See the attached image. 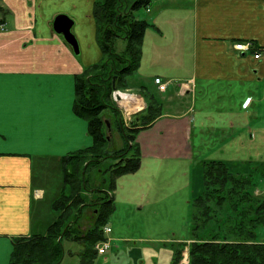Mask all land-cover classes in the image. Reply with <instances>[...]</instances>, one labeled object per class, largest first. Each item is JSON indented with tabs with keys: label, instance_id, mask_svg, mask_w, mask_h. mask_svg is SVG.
<instances>
[{
	"label": "crops",
	"instance_id": "obj_1",
	"mask_svg": "<svg viewBox=\"0 0 264 264\" xmlns=\"http://www.w3.org/2000/svg\"><path fill=\"white\" fill-rule=\"evenodd\" d=\"M96 1L0 0V264H11L19 239L50 233L59 215L54 205L68 192L64 157L94 143L88 121L74 106L76 76L103 59ZM154 1L153 10H147L153 14L145 19L149 26L138 66L124 76L121 90L134 95L131 102L145 105L134 116L135 124L147 123L138 127L134 140L139 171H152L145 168L150 161L163 174L176 169L172 173L182 178L193 200L203 192L205 161L224 162L232 172L243 168L234 165L237 159L255 167L264 164V52L257 60L252 51L235 48L251 42L264 49V0ZM59 15L74 21L78 54L54 31ZM182 46L189 52L185 57ZM127 47V41H115V51L129 62ZM155 78L168 83L165 92L157 89ZM150 112L157 116L150 119ZM107 130L112 132L108 149L120 150L112 134L116 130L124 140L121 133L115 125ZM125 146L124 140L121 149ZM126 176L115 180L123 194L128 192ZM111 183V178L96 181L82 191L86 202V196L92 199L85 204L92 207L104 195L94 185ZM108 191L115 206L117 196ZM94 214L96 223L97 208ZM188 219L183 235L171 240L116 233L108 224L111 232L102 228L101 241L110 240L111 247L103 255L95 248L92 258H101L98 264H172L175 246L166 243L186 242Z\"/></svg>",
	"mask_w": 264,
	"mask_h": 264
},
{
	"label": "trees",
	"instance_id": "obj_2",
	"mask_svg": "<svg viewBox=\"0 0 264 264\" xmlns=\"http://www.w3.org/2000/svg\"><path fill=\"white\" fill-rule=\"evenodd\" d=\"M153 1L97 0L95 2L94 17L100 34V46L103 54L109 56L105 57L101 66H93L76 76L74 106L75 113L88 121L89 132L94 143L91 147L64 157L66 185L70 191L69 193L64 191L54 205L59 213L58 219L51 226L47 236L36 235L16 241L11 264H61L64 247L57 240L60 236L63 240L70 234H77L72 229L73 222L79 218L80 208L86 202L81 192L88 190L87 173L100 166L101 158L118 159L110 169L113 172L112 175L117 177L139 171L142 161L138 145L134 143L137 134L135 130H138V127H134L135 123L131 128L124 126L112 98L113 78L117 76L116 85L118 89H121L118 81L137 68L141 44L149 24L145 20L133 19L132 15L137 14L142 8L148 10ZM122 36L128 41L129 62L123 55H118L114 48L116 39ZM116 59L124 64L121 68L117 67ZM107 108H113L117 114V129L128 147L116 150L115 155L112 156L107 154V126L102 117V113ZM149 118L155 117L150 115ZM203 171L204 191L193 200L194 206L204 210L207 220L214 219L217 215L216 210L232 212L236 226L231 237L238 240L226 243H219L216 240L194 241L189 250V264H264V242H258V236L264 235L263 232L261 233L264 228V195L256 196L254 190L251 192L253 178L232 172L227 164L221 161H205ZM114 184L110 186L111 190L115 189ZM113 201L112 194H106L93 204V206L97 205L94 207L98 210L95 229L106 224L109 216L113 214L115 209ZM210 203H213L214 207L210 206ZM229 208L231 211L228 210ZM74 209H76V215L75 220L72 221L73 212L71 211ZM66 210L69 211L70 216ZM195 220H199L197 215ZM95 229L85 235L92 243H97L102 238L103 229L101 228V232L98 233ZM176 249L173 250L172 264H179L182 258V251H176Z\"/></svg>",
	"mask_w": 264,
	"mask_h": 264
},
{
	"label": "rangeland",
	"instance_id": "obj_3",
	"mask_svg": "<svg viewBox=\"0 0 264 264\" xmlns=\"http://www.w3.org/2000/svg\"><path fill=\"white\" fill-rule=\"evenodd\" d=\"M154 3L155 1L151 4V10H153ZM152 14L153 12H147L146 9L142 8L137 12V14H133L134 16L132 15V18L137 19V20L138 19L145 20L147 18L150 19L149 17H151ZM186 20H188V18H186ZM181 29L185 33V30L189 29L188 24H185ZM165 34L167 36V33ZM116 40L117 41L118 40L127 41L126 38H124L123 36ZM185 48L187 47L182 46V50H181V55H183L184 57L185 55L187 56L189 53V52H185L186 51ZM174 53L175 52H169V56L175 57ZM133 54H134L133 57L135 58L134 48H133ZM108 56H105L103 54V59L101 63L99 64L100 66L102 65V63H104L105 57L108 58ZM134 58H133V61H134ZM117 62H118L117 67L119 68H121L124 65V64H121V62L118 60ZM134 63L136 64V61ZM166 66H168V64H166L164 67ZM123 79H120L118 81L120 86H122L123 84L122 83ZM152 103L155 104L154 99ZM149 114L152 117L157 116V113L150 112ZM102 117H103L104 122L106 120H109L111 126L114 127L115 125L117 128L118 117H117V114H115V111L113 108L112 109L107 108V110H105V112L102 113ZM113 121L116 123L113 124L112 123ZM146 124L147 123H143L141 125L135 124L134 127H142L143 125H146ZM140 130L141 129L139 128L138 130H135V132L138 133ZM111 133L112 132H110V134ZM110 134L108 133L107 136ZM112 135H113L112 141L114 143V147L117 149H121L124 146V140L118 137V133L116 132V130H114ZM125 148H128L127 145L125 146ZM115 151L108 149L107 154L108 155L110 154L111 156L115 155L114 153ZM230 159L234 160L236 159V157L232 155ZM117 160L118 159L114 157L101 158L102 162L99 166L100 168L94 169L96 171H89L87 173L88 181L91 184V186L88 185V190L93 188L92 184L94 182L96 181L103 182L104 179L109 180L111 178L113 184H114V179L117 180L119 183L121 182L120 179L123 178V175L121 177H117L114 174L112 175L113 172L109 173L111 171L110 169L112 165ZM237 161L238 163L234 165L238 167H243V168H239L238 170H236L237 172H234V173L241 175V176H245L247 178H253V182H252L253 186L251 187V192H253L254 190V194L255 195L257 194L256 196H261V194L264 195V190L263 189L260 190L264 186V164L262 163L258 164L257 167L261 168L259 169L255 167L254 165L250 166L249 165L250 163L248 161L242 162L240 159H237ZM161 162L165 163L166 165H169L167 163H171L169 161L164 162L163 160H161ZM148 165L150 166H147L145 164V168L150 167L152 168L151 169L152 171L146 170L143 172V170H140L135 173V176H130L129 174L128 176H126L125 179H130L126 185V189L128 190L127 194L126 193L123 194L121 191V188L116 187V185L118 184H116V181H115V184H114L115 193L114 194L115 196H117V201L115 203L116 207L114 206L115 213L113 212L111 219L106 224H104L102 227H98L95 229L96 225H95V221L93 220L94 217L96 216L94 214V208H95L94 206L97 207V205H94V206L92 205L91 207L87 204H83L82 207L80 206L81 214L79 218L76 219L77 221L73 222L74 224L72 226L73 231L74 232L76 231L77 234H70L69 237L67 238L65 237V239L63 238V240H62V236H60L57 240L58 242L62 243L63 247H65L64 249L65 258L61 264H98V263H101V260H100L101 258L98 257L96 259H93L92 257L94 256V253L96 252L97 247H100L103 245L101 243L102 241H98L97 243H92V241H90V239H87L85 235L88 234L90 231H94L93 229H95L97 233L101 232L102 230L101 228L107 227L108 224L111 228L114 229L116 233H124L130 236H133V237L135 236L136 238L137 237L152 238V239L162 238L163 240H171L179 236H182L183 235L182 228L187 223V219H188L187 217L189 213H187L186 210L187 208H189L188 207L189 203L191 204L190 205L191 210H190V215L188 219L189 220L188 228H187V234H186V239H185L186 242L171 243V241H168L169 243H166L171 246H175L174 248L175 249L177 248L176 251L177 250L182 251V256H181L182 258L179 264H189L190 262L189 250L194 241L204 242V241H209V240H212V241L216 240V242H219V243H226L227 241L236 242L238 240V239H234L231 237L232 231L233 229L235 230V226H236V223L233 220L234 217L232 216L233 215L232 212H227L226 210H222V209L216 210L217 215L214 217V219L207 220L206 219L207 215L204 214V210L201 209L199 206H194V203H193L194 199L188 200L189 195H188V192H186L187 190L184 189V183H183L182 178L179 179L177 175L175 176V173H172L173 171H177L176 169L175 170L166 169L165 174H163L157 169L153 170L155 164H153L152 161H150ZM157 165H161V164H157ZM183 168L184 167H181L182 170ZM202 168L204 169V165L202 166ZM255 169L256 171L259 169V172L253 173ZM99 170H101L103 173H99ZM154 172H157V174H159L161 177L156 178V180H151L149 176L151 173L154 174ZM112 183L110 184V186L112 185ZM254 185H257V186H254ZM110 186L103 185V184L94 185V187H96L101 193L104 194L102 197L106 196V194L110 195L108 191L110 190ZM67 188L68 186H66V189ZM106 190L108 193L105 192ZM67 191L69 193L70 190L68 189ZM128 197L131 199L130 201H127L129 200ZM86 199H87V202H92V199L90 197L86 196ZM122 200L124 201V203L122 202ZM211 205L214 207L213 203H210V206ZM140 206H142V209L138 210L137 208ZM228 210L231 211L230 208ZM66 211H67V214L70 216L69 211L68 210ZM75 211L76 209L71 211V213L73 212L72 221L75 220V215H76ZM195 215H197L199 220H195ZM85 227H88V228L85 229ZM262 232L264 233V228L261 230V233ZM192 235L193 236L196 235L197 237H193ZM108 241L110 240L105 239L103 243L108 242ZM258 242H264V235L258 236ZM110 247H111V244L108 248V251ZM104 257L106 258L107 255Z\"/></svg>",
	"mask_w": 264,
	"mask_h": 264
},
{
	"label": "built area",
	"instance_id": "obj_4",
	"mask_svg": "<svg viewBox=\"0 0 264 264\" xmlns=\"http://www.w3.org/2000/svg\"><path fill=\"white\" fill-rule=\"evenodd\" d=\"M235 48L242 51H250L252 50L251 44H245V43H238L235 45ZM261 57L260 52L255 53V58L259 59ZM155 85L157 89L160 92H165L168 88V83L164 82L161 78L155 79ZM136 96V95H135ZM113 100L116 102L118 108L120 109L123 120L126 125H130L133 120V116L144 110L145 105L140 104L139 102L133 103L131 102L132 97L134 95L128 93V92H122V91H114L112 94ZM107 232H110V229H106ZM103 245L100 247H97L98 252L100 254H105L108 251V248L110 246V241L102 243Z\"/></svg>",
	"mask_w": 264,
	"mask_h": 264
},
{
	"label": "water",
	"instance_id": "obj_5",
	"mask_svg": "<svg viewBox=\"0 0 264 264\" xmlns=\"http://www.w3.org/2000/svg\"><path fill=\"white\" fill-rule=\"evenodd\" d=\"M74 25V21L70 19L67 15H59L56 17L54 21V31L61 35L66 42L74 49V52L78 54L80 52V47L75 35L72 32V28ZM116 79L117 77L113 78V89L117 90L116 87ZM107 126L110 128V123L106 122Z\"/></svg>",
	"mask_w": 264,
	"mask_h": 264
},
{
	"label": "bare ground",
	"instance_id": "obj_6",
	"mask_svg": "<svg viewBox=\"0 0 264 264\" xmlns=\"http://www.w3.org/2000/svg\"><path fill=\"white\" fill-rule=\"evenodd\" d=\"M140 102V101H139ZM141 103V102H140ZM143 105V104H142Z\"/></svg>",
	"mask_w": 264,
	"mask_h": 264
}]
</instances>
